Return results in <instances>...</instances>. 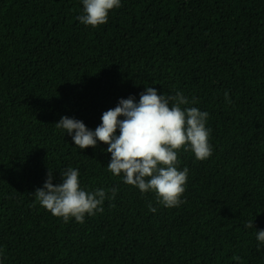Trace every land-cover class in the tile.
Here are the masks:
<instances>
[{
    "label": "trees",
    "instance_id": "trees-1",
    "mask_svg": "<svg viewBox=\"0 0 264 264\" xmlns=\"http://www.w3.org/2000/svg\"><path fill=\"white\" fill-rule=\"evenodd\" d=\"M82 11V0H0V264H264V0H121L95 28ZM145 86L209 113L212 155L178 153L179 207L114 176L108 145L81 150L55 126L67 116L95 130ZM69 166L86 191L118 190L82 224L33 194Z\"/></svg>",
    "mask_w": 264,
    "mask_h": 264
},
{
    "label": "clouds",
    "instance_id": "clouds-1",
    "mask_svg": "<svg viewBox=\"0 0 264 264\" xmlns=\"http://www.w3.org/2000/svg\"><path fill=\"white\" fill-rule=\"evenodd\" d=\"M82 4V14L76 19L95 28L108 22L109 12L121 7V0H82ZM224 95L231 103L229 94ZM196 102L179 91L174 95L158 94L155 87L145 86L139 102L133 96L121 98L115 108L102 114L95 130L67 116L55 126L65 130L81 150L95 148L98 141L108 145L106 152L111 154V160L107 169L114 176L122 174L124 184L138 188L142 194L154 193L156 204L174 208L185 202L181 198L189 173L187 167L179 169L178 153L191 151L200 161L212 155L211 130L206 127L209 113L197 107H182ZM79 176V170L69 166L61 173L62 182L54 185L53 171L49 169L43 187L33 193L36 201L64 223L74 218L82 224L86 215L103 213L105 200L114 199L117 188L110 190L111 195L104 188L86 191ZM148 209L157 211L151 201ZM253 222L247 221L245 227L255 228ZM256 239L264 244V230H256Z\"/></svg>",
    "mask_w": 264,
    "mask_h": 264
}]
</instances>
